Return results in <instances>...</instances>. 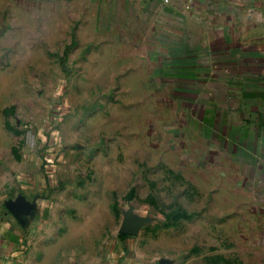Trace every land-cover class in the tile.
<instances>
[{
	"label": "rangeland",
	"instance_id": "1",
	"mask_svg": "<svg viewBox=\"0 0 264 264\" xmlns=\"http://www.w3.org/2000/svg\"><path fill=\"white\" fill-rule=\"evenodd\" d=\"M56 20L0 0L6 191L23 178L16 189L35 182L43 209L83 215L91 255L101 224L103 262L264 264L253 185L205 153L193 123L168 117L176 103L118 55L114 34Z\"/></svg>",
	"mask_w": 264,
	"mask_h": 264
},
{
	"label": "crops",
	"instance_id": "2",
	"mask_svg": "<svg viewBox=\"0 0 264 264\" xmlns=\"http://www.w3.org/2000/svg\"><path fill=\"white\" fill-rule=\"evenodd\" d=\"M29 1L79 33L114 34L118 55L137 59L144 83L176 103L168 117L193 123L205 153L253 185V215L264 218V0ZM11 178L6 191L0 175V264H113L103 262L101 224L91 255L83 215L43 209L35 182L19 191L23 178Z\"/></svg>",
	"mask_w": 264,
	"mask_h": 264
},
{
	"label": "water",
	"instance_id": "3",
	"mask_svg": "<svg viewBox=\"0 0 264 264\" xmlns=\"http://www.w3.org/2000/svg\"><path fill=\"white\" fill-rule=\"evenodd\" d=\"M123 231H128V227L126 224H124Z\"/></svg>",
	"mask_w": 264,
	"mask_h": 264
}]
</instances>
